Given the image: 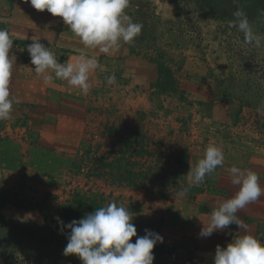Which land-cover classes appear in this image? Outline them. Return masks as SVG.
Segmentation results:
<instances>
[{
    "label": "crops",
    "instance_id": "obj_1",
    "mask_svg": "<svg viewBox=\"0 0 264 264\" xmlns=\"http://www.w3.org/2000/svg\"><path fill=\"white\" fill-rule=\"evenodd\" d=\"M179 5L175 0H130L126 13L142 25L141 33L132 43H122L118 51L108 55L86 48L62 17L36 10L30 0H0V29L7 30L14 40L10 91L21 101L14 104L10 119L0 120V195H18L24 202L41 205L43 197L53 193L50 182L56 168L75 163L83 150H101L103 142L94 141L99 135H110L113 147L121 134L130 137L136 129L162 143L170 136L178 153L191 151L189 172L209 144L222 146L223 166L206 176L193 194L198 198L192 217L195 229H201L202 221L207 223L211 212L239 190L230 182L232 166L255 172L264 187L262 114L252 109L236 110L231 102L215 100L209 80L194 69L185 67L182 72H187L178 79L184 97L162 92L155 85L167 47L164 38L177 32L166 26L178 20ZM33 36L49 47L60 63H75L81 53L98 60L104 71L97 69L91 74L92 87L87 94L55 78L53 72L48 73L53 81L43 82L27 52ZM169 49L188 53L179 44ZM189 52L193 55L194 50L190 48ZM190 59L198 61L194 56ZM112 74L116 83L108 85L106 77ZM184 129L189 140L182 141ZM205 136L207 141L203 142ZM127 145L131 147L129 142ZM26 207L24 204L23 210H28ZM236 215L246 225L247 233L264 242V195ZM242 234L245 229L233 223L214 232L208 244L214 250L218 245L227 247Z\"/></svg>",
    "mask_w": 264,
    "mask_h": 264
},
{
    "label": "rangeland",
    "instance_id": "obj_2",
    "mask_svg": "<svg viewBox=\"0 0 264 264\" xmlns=\"http://www.w3.org/2000/svg\"><path fill=\"white\" fill-rule=\"evenodd\" d=\"M179 9L178 20L172 26H166L174 28L176 36L164 38L167 47L163 51V62L177 81L187 72H182L185 67L194 69L209 80L215 100L231 102L236 105V110L259 112L258 108H264V47L244 43L243 33L232 26V17L207 19L194 2L181 1ZM250 23L254 32L264 36V21ZM175 44L188 53L170 52L169 46ZM190 48L194 50L193 55ZM192 56L198 61L190 59ZM186 103L191 106L190 101ZM259 113L264 119V112ZM130 133V137L121 134L113 147L110 135H99L94 141L103 142L101 150H83L82 156L75 157V163L56 168L50 182L53 193L43 197L41 205L28 200L24 202L18 195H0L4 213L16 219L38 222L66 203L67 208L74 206L73 210L51 215L55 220L67 215L64 220L67 224L83 218L82 212L93 211V206L99 208L116 202L133 213L139 236L149 229L163 237L164 242L158 243V249L153 250L154 264H213L216 249L208 244L213 237H201V229L192 225L198 199L193 194L199 186L192 185L188 179L191 151L178 153L169 141L170 136L164 137L166 143H162L156 137L144 136L139 129ZM181 133L182 141L189 140L185 129ZM203 138V142L207 141L206 136ZM180 192L185 195L179 197ZM24 204L28 210H23ZM78 207L83 211H78ZM159 247L161 251H158ZM0 264H7L1 250ZM43 264L83 262L75 255H64L56 262Z\"/></svg>",
    "mask_w": 264,
    "mask_h": 264
},
{
    "label": "clouds",
    "instance_id": "obj_3",
    "mask_svg": "<svg viewBox=\"0 0 264 264\" xmlns=\"http://www.w3.org/2000/svg\"><path fill=\"white\" fill-rule=\"evenodd\" d=\"M234 2L237 7L233 12L232 26L243 33L244 43L264 47V36L253 31L246 11L239 7L238 0ZM30 3L36 10H46L55 17H62L64 24L70 26V31L86 48L102 54L111 55L120 49L122 43H132L142 30V25L133 22L126 13L130 0H30ZM261 15L264 16V10H261ZM13 44L10 33L0 29V120L10 119L14 104L21 103L10 91ZM27 52L35 73L42 76L45 84L53 81V76L48 74L53 72L55 78L67 81L84 94L92 87L91 74L97 69L104 71L96 58L85 57L83 53L75 63H60L49 47L35 36L27 45ZM106 81L108 85L115 84V74L107 76ZM257 110L264 112V108ZM224 159L222 146L209 144L203 158L188 174L190 183H203L206 176L214 173L218 166H223ZM229 174L231 184L239 186V190L211 212L207 223L202 221L199 235L210 237L235 223L240 229H245V234L235 236L227 247L218 245L213 264H264V242L247 233L246 225L236 215L264 195V187L259 176L251 170L232 166ZM184 195L185 192L178 193L179 197ZM56 219L62 234L65 229L70 230L63 254L75 255L83 264H154L153 250L158 243L164 242L162 236L149 229L144 230L145 235L139 236L133 223V213L116 202L96 208L94 212L67 224L60 217ZM133 237L136 238L134 243Z\"/></svg>",
    "mask_w": 264,
    "mask_h": 264
},
{
    "label": "trees",
    "instance_id": "obj_4",
    "mask_svg": "<svg viewBox=\"0 0 264 264\" xmlns=\"http://www.w3.org/2000/svg\"><path fill=\"white\" fill-rule=\"evenodd\" d=\"M175 1L194 2L198 7V11L207 19H215L217 16H219L218 19L226 17L234 19L233 12L237 7V3L234 0ZM238 5L246 11L250 22L261 23L264 21V16L261 15V10H264V0H238ZM224 15L227 16L225 17ZM158 71L159 80L155 84L156 87L162 92L178 94V81L171 69L164 62H160ZM76 197L80 196L77 195ZM74 201L75 199H73ZM65 204L60 206L57 211L52 210L49 213L50 215H47L44 220L30 222L27 219L21 220L7 216L3 211L4 203L0 200V250L4 256V261L7 264H43L46 262H56L61 256H64L63 251L68 243L67 234L70 230L65 229L62 234L60 230L61 226L51 214L57 212L60 215L65 210H73L74 206L67 208ZM92 208L93 211L91 210L89 213L96 210L94 206ZM77 209L78 211H83L80 210L81 207ZM82 213L84 216L88 214L86 210ZM62 220H67V215ZM135 239H133V243ZM161 250L162 248L159 247L158 251Z\"/></svg>",
    "mask_w": 264,
    "mask_h": 264
}]
</instances>
